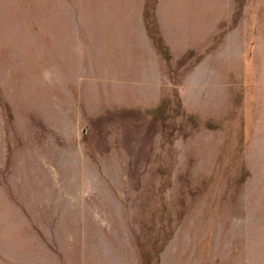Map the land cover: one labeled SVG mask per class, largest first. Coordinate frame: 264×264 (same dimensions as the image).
Wrapping results in <instances>:
<instances>
[{
    "label": "rangeland",
    "instance_id": "rangeland-1",
    "mask_svg": "<svg viewBox=\"0 0 264 264\" xmlns=\"http://www.w3.org/2000/svg\"><path fill=\"white\" fill-rule=\"evenodd\" d=\"M243 1L233 26V0H157L168 69L145 0H0V264H138V242L264 264V0Z\"/></svg>",
    "mask_w": 264,
    "mask_h": 264
},
{
    "label": "trees",
    "instance_id": "trees-1",
    "mask_svg": "<svg viewBox=\"0 0 264 264\" xmlns=\"http://www.w3.org/2000/svg\"><path fill=\"white\" fill-rule=\"evenodd\" d=\"M234 2V12H233V26L237 22V19L239 18L241 14V4H243V0H233ZM157 3V0H152L151 5L148 4V0H145L143 7H142V23L144 26L145 34L149 38V40L152 43V46L156 52V54L159 56V58L164 61L168 67V69L171 67V53L170 49L165 43L162 35L159 32V27L157 23L155 22L154 17V8ZM193 53V49L189 48V50L185 53L184 58H187ZM177 96L174 93V97ZM170 102L167 98H163L159 101V103L155 106H142L140 105L137 110L133 111V113L137 116H143V115H150L153 116V114H156L161 112L163 109L168 108L165 112L170 110V114H172L174 111H178V109L182 108L181 101L179 97L174 101L173 107L168 105ZM141 107V108H140ZM179 107V108H178ZM184 111V108H182ZM170 114L168 118H170ZM193 116H190L189 118L192 119ZM164 118V116H163ZM243 174L240 178V181L245 179L248 176V170L247 167L244 165ZM242 180V181H243ZM160 240V237L158 238ZM146 245H140L138 242V264H157V262L154 260L153 255L150 254L149 250H146ZM152 261L154 263H152ZM159 264V262H158Z\"/></svg>",
    "mask_w": 264,
    "mask_h": 264
}]
</instances>
